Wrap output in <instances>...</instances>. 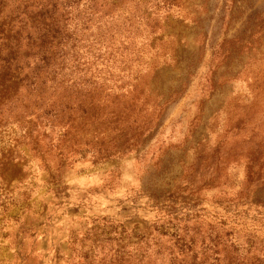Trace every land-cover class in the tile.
Instances as JSON below:
<instances>
[{
  "label": "rangeland",
  "instance_id": "374dc122",
  "mask_svg": "<svg viewBox=\"0 0 264 264\" xmlns=\"http://www.w3.org/2000/svg\"><path fill=\"white\" fill-rule=\"evenodd\" d=\"M113 2L71 3L55 71L0 80V264H166L177 238L264 264V0Z\"/></svg>",
  "mask_w": 264,
  "mask_h": 264
},
{
  "label": "trees",
  "instance_id": "16d2710c",
  "mask_svg": "<svg viewBox=\"0 0 264 264\" xmlns=\"http://www.w3.org/2000/svg\"><path fill=\"white\" fill-rule=\"evenodd\" d=\"M14 7L10 11L7 18L6 25L7 31L2 37L0 42V80L9 81V77H4L9 73L10 69L7 65H11V75L25 78L26 71L23 67L28 65V58L34 59V67L29 71L36 70L37 73H45L49 64H52L53 71L56 66L61 64L63 54V47L67 43L69 37L72 42V36L67 35V24L69 20V6L71 3L77 4L79 0H15ZM110 6L113 5L114 0H107ZM94 10V9H93ZM90 10L88 17H85L81 24H85L89 21V17L94 15V11ZM75 19V18H74ZM15 23L12 26H17V29L11 33H8L10 21ZM33 25L34 30L20 36V32L23 31L25 24ZM23 39L22 41H20ZM4 41V42H3ZM23 42V43H22ZM21 45L23 46L20 56L21 62L16 65L14 56H18V50ZM71 44L70 47H72ZM58 58V59H57ZM57 59V63L55 60ZM61 69V67H60ZM23 73V74H22ZM50 73H52L50 71ZM18 81V80H17ZM182 239L174 240L172 246L173 250H169L166 255V264H213L216 261V257L208 259V255H204L202 251L191 252V247L195 246L191 240L186 243L181 242ZM168 241V240H167ZM171 241V239H170ZM201 246V241L200 245ZM202 250L205 248L203 245ZM190 252V253H189ZM158 253V254H157ZM196 253L200 254L196 257ZM161 254L156 251L154 259H157L158 263L154 259H146V257H140L138 259L127 257H117L113 259V264H163ZM210 258V257H209ZM198 260V262H195ZM233 262V261H232ZM235 264V262H233Z\"/></svg>",
  "mask_w": 264,
  "mask_h": 264
}]
</instances>
